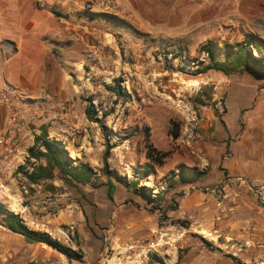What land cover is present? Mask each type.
Instances as JSON below:
<instances>
[{"label":"rangeland","instance_id":"1","mask_svg":"<svg viewBox=\"0 0 264 264\" xmlns=\"http://www.w3.org/2000/svg\"><path fill=\"white\" fill-rule=\"evenodd\" d=\"M231 3L36 0L39 10L62 20L84 18L80 30L88 32L76 29L81 67L66 70L62 115H45L35 137L46 129L71 168L89 166L93 175L72 186L55 170L31 183L28 176L46 162L28 158L33 145L25 149L0 208L78 259L27 243L0 214V264H236L227 255L264 264V151L257 143L244 148L227 131L248 128L253 139L264 128V0L239 2L242 20L226 13ZM226 45L249 48L261 62L228 76L206 71L211 58L203 48L223 61ZM89 104L92 119L85 115ZM150 153L162 163L150 161ZM244 154H251L249 174ZM104 168L113 175L112 199Z\"/></svg>","mask_w":264,"mask_h":264},{"label":"crops","instance_id":"2","mask_svg":"<svg viewBox=\"0 0 264 264\" xmlns=\"http://www.w3.org/2000/svg\"><path fill=\"white\" fill-rule=\"evenodd\" d=\"M230 1L232 6H236V11L233 14L231 7H227L226 13L242 20L239 2L243 0ZM83 19L78 17L77 21L71 14L62 20L39 10L36 0H0V92L9 85L27 98V138L23 141L22 151L33 145V138L39 132L33 127L43 121L45 115L51 118L63 113L62 106L68 98L65 94L68 88L66 70L75 64L81 67L75 38L80 35L77 30L85 28L83 24L80 27ZM87 32L81 31L82 34ZM235 97L241 101L240 94ZM4 114L5 111L0 110V116ZM257 129L259 135L253 139L248 128L241 132L238 128L227 131L231 135L238 134L244 148H253L257 143L258 148L264 151V128ZM247 156L251 158V154H244L242 170L249 174L246 170Z\"/></svg>","mask_w":264,"mask_h":264},{"label":"trees","instance_id":"3","mask_svg":"<svg viewBox=\"0 0 264 264\" xmlns=\"http://www.w3.org/2000/svg\"><path fill=\"white\" fill-rule=\"evenodd\" d=\"M92 16L102 17L105 20L115 22V18H113L110 15L92 14ZM244 42L247 44L252 43V41L248 38H246ZM254 47L260 53V48L257 45H255ZM214 50L215 49H211V47H206L203 48L202 50V51H206V53L211 58L210 64L205 67L206 71L215 70L217 72H221L224 75L228 76L237 69L247 67V65L250 63L257 66L261 62L260 60L251 57L250 53L248 52L249 48H244L242 46H240L239 48H235V50H232V46L226 45L224 47L226 58L223 61L213 60V56L215 54ZM231 56H232V60L230 59ZM108 89L114 93L119 94V91L116 88L113 89L108 88ZM92 114H93V106L89 104V106L85 110V115L89 119H92ZM92 121L96 122L97 119H94ZM39 142H41L40 144L41 147L44 149V152H42L37 148ZM158 157L159 156H156L155 154H151V153L148 154V159H150V161L154 163H158L160 165L162 163V160ZM28 158H32L36 160L43 158L46 162V166L33 169L32 173L28 176L30 182L34 184L39 183L41 180L51 179L52 174L55 170L59 172V174L62 176L63 180L66 183L72 186H75L77 184H82V185L88 184L91 181L93 175L92 170L89 168V166L83 165L77 168H71L68 163L69 158L65 150L61 146V143L56 141H47L46 129H41L40 135L38 137H35L33 146L28 149ZM106 158H107V151L104 155L105 161ZM151 169H152L151 166L148 164L146 165L145 172L149 173ZM103 172L105 173L108 179L107 194L108 197L112 199L115 186L110 180V178L113 177V175L107 171V168H104ZM124 185L129 188L130 184L124 182ZM0 214L3 215L2 221L4 225L11 232L21 235L27 243L44 244L54 249L55 251L63 254L69 260L78 259L76 258L78 257L77 254L72 249L62 246L59 242L52 239L48 234L39 233L27 229L21 223L18 216L10 213H5L2 208H0ZM227 258L236 264H242L236 257L232 255H227Z\"/></svg>","mask_w":264,"mask_h":264},{"label":"built area","instance_id":"4","mask_svg":"<svg viewBox=\"0 0 264 264\" xmlns=\"http://www.w3.org/2000/svg\"><path fill=\"white\" fill-rule=\"evenodd\" d=\"M27 98L13 86H5L0 92V197L9 193L6 181L24 165L26 150L22 144L26 135Z\"/></svg>","mask_w":264,"mask_h":264},{"label":"bare ground","instance_id":"5","mask_svg":"<svg viewBox=\"0 0 264 264\" xmlns=\"http://www.w3.org/2000/svg\"><path fill=\"white\" fill-rule=\"evenodd\" d=\"M232 6V5H231ZM231 6H228V7H231ZM228 13V12H227ZM234 14V13H233ZM194 85H197V83L196 82H194Z\"/></svg>","mask_w":264,"mask_h":264}]
</instances>
